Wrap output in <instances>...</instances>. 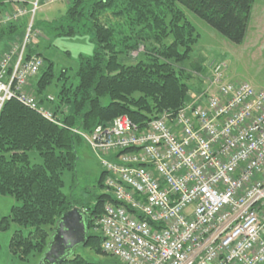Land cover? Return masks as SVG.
<instances>
[{
    "label": "built area",
    "instance_id": "2783aa9c",
    "mask_svg": "<svg viewBox=\"0 0 264 264\" xmlns=\"http://www.w3.org/2000/svg\"><path fill=\"white\" fill-rule=\"evenodd\" d=\"M37 8L22 45L0 56V109L14 99L64 127L27 89L43 66L24 51ZM23 14L14 8L0 27ZM226 66L213 63L193 100L145 126L120 115L89 132L67 128L114 157L101 161L113 200L96 224L101 249L121 263L264 264V89L228 81Z\"/></svg>",
    "mask_w": 264,
    "mask_h": 264
},
{
    "label": "trees",
    "instance_id": "16d2710c",
    "mask_svg": "<svg viewBox=\"0 0 264 264\" xmlns=\"http://www.w3.org/2000/svg\"><path fill=\"white\" fill-rule=\"evenodd\" d=\"M254 1L69 0L60 16L38 21L37 28L42 27L47 40L87 34L94 51L82 59L75 72L76 81H72L66 68L55 75L51 61L25 45L26 56L36 54L43 59V66L33 77L35 82L30 81L33 86L27 89L64 127L14 99L0 109V195L15 200L10 213L0 218V230L11 223L18 225L9 240L16 258L41 255L61 214L77 208L87 226L86 240L80 248L90 249L103 260L74 250L58 264H123L101 249L102 235L95 231L104 203L113 200L111 195L100 193L92 205L78 207L74 198L62 191L61 175L64 170H73L76 141L81 140L67 128L89 132L120 115H127L142 127L165 111L176 112L204 87L202 77L195 87L190 85V78L201 76L204 59L195 55L197 60H193L198 37L183 8L227 40L240 44ZM8 3H15L16 8L26 0H0V11ZM26 26L22 18L4 23L0 41L19 40ZM135 50L138 53L134 56ZM52 86L57 88L54 94ZM104 177L105 171L99 179L102 187Z\"/></svg>",
    "mask_w": 264,
    "mask_h": 264
},
{
    "label": "rangeland",
    "instance_id": "374dc122",
    "mask_svg": "<svg viewBox=\"0 0 264 264\" xmlns=\"http://www.w3.org/2000/svg\"><path fill=\"white\" fill-rule=\"evenodd\" d=\"M34 1L26 0V3L17 5V7L20 6L24 10L21 18L26 19V29L19 33V40L15 38V40L11 41L8 38H4L0 41V50L6 47L9 50L14 46L22 45L30 23L31 9ZM66 3L67 1L61 0L55 2L38 0V8L31 19L32 21L34 20V27L31 28L32 32L29 35L30 43L28 46L34 48L36 52H40L44 58L46 57L51 61L50 63L53 65L55 75L60 72L61 68H66L68 80L76 81V78H74L76 77L75 72L80 62L82 59L91 56L83 51L88 45H94L89 35L61 36L47 40L42 33V27L39 26L37 28L39 20H51L52 18L60 16L65 11ZM260 5L264 6V0H255L253 9L258 10ZM10 6L11 4L1 9L0 18L5 17L13 10ZM183 12L185 19L194 27V31L198 37L197 42L194 44L193 60H197L195 55L200 59H204V69L201 70V76L190 78V85L195 87V84L199 82V78L201 77L204 82L203 85H206V79L208 80L211 73V65L216 61H225L227 65L224 71L225 79L231 82L248 81L255 88L264 89V39L257 43L258 45L256 48L254 47V50L253 47H250L251 42L248 45L246 42L235 44L210 28L201 18L192 12L184 8ZM252 35V31H250L249 37ZM93 51L94 47L92 53ZM137 53L138 50H135L132 52V55L135 56ZM32 80L34 83L36 78H32ZM55 82H61V80ZM50 91L54 94L57 92V88L52 86L50 87ZM192 94L193 96L195 95V93ZM75 152L77 159L73 170H64L61 175L63 180L62 191L65 194L71 195L78 207L92 205L100 193L106 192L105 186L102 187L99 185L101 173L104 171L101 161L102 159L113 161L114 157L111 154L98 155L83 139L76 141ZM30 156L33 157L32 153H30ZM14 203L15 200L13 197L0 195V218L10 213V208ZM17 227L18 225L16 223H11L6 230H0V264H38L43 253L41 255L36 254L35 256H31L26 260H20L11 253L9 240ZM23 230L27 232L28 228H24ZM96 230L98 229L96 228ZM80 245H76L73 251L77 250L79 253L91 259L103 260L102 256L93 255L90 249L80 248Z\"/></svg>",
    "mask_w": 264,
    "mask_h": 264
},
{
    "label": "water",
    "instance_id": "95a60500",
    "mask_svg": "<svg viewBox=\"0 0 264 264\" xmlns=\"http://www.w3.org/2000/svg\"><path fill=\"white\" fill-rule=\"evenodd\" d=\"M86 236L84 215L77 208L65 211L58 219L38 264H58L76 245L83 244Z\"/></svg>",
    "mask_w": 264,
    "mask_h": 264
},
{
    "label": "crops",
    "instance_id": "0c3cea01",
    "mask_svg": "<svg viewBox=\"0 0 264 264\" xmlns=\"http://www.w3.org/2000/svg\"><path fill=\"white\" fill-rule=\"evenodd\" d=\"M254 3L252 4L251 9H250L248 26H247L245 38L243 40V42H246L247 45L248 43L251 42L250 47H253V50L257 47L258 45L257 43L261 42L264 39V6L260 5V8L258 10L257 9L254 10L253 9ZM15 5H16L15 3L11 4L10 8H14ZM250 31H252L253 33L251 37H249ZM253 43L255 46L253 45ZM7 50H8V47L1 49L0 56ZM32 86L33 84H31L29 88Z\"/></svg>",
    "mask_w": 264,
    "mask_h": 264
},
{
    "label": "clouds",
    "instance_id": "9594fccd",
    "mask_svg": "<svg viewBox=\"0 0 264 264\" xmlns=\"http://www.w3.org/2000/svg\"><path fill=\"white\" fill-rule=\"evenodd\" d=\"M94 45H88L83 51H85L88 55H92V49Z\"/></svg>",
    "mask_w": 264,
    "mask_h": 264
}]
</instances>
